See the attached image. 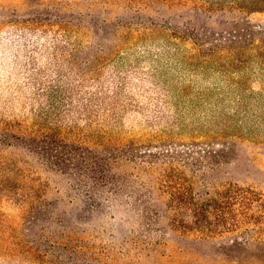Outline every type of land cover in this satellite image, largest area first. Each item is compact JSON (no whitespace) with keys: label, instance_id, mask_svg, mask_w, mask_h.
<instances>
[{"label":"rangeland","instance_id":"374dc122","mask_svg":"<svg viewBox=\"0 0 264 264\" xmlns=\"http://www.w3.org/2000/svg\"><path fill=\"white\" fill-rule=\"evenodd\" d=\"M47 132L92 143L28 160L51 218L0 188V264H264V0H0L3 167ZM167 161L227 225L147 232Z\"/></svg>","mask_w":264,"mask_h":264},{"label":"trees","instance_id":"16d2710c","mask_svg":"<svg viewBox=\"0 0 264 264\" xmlns=\"http://www.w3.org/2000/svg\"><path fill=\"white\" fill-rule=\"evenodd\" d=\"M116 129V126H113V130ZM49 138H52V134L47 132L43 138L34 140L33 142L37 140L40 141L35 145H29L27 151L28 155L26 151L22 149L24 153L21 156H18V154L14 157L11 156L10 160H6L8 168H6V164L5 167H3V159L0 160V188L11 191L21 202L23 201V206L30 215V222H38L45 217L51 218L53 216L49 214L50 210H48L46 206L38 205L37 199L35 200V197H41V193L39 189H35V185L32 183L31 179V176L37 172L34 168H31V170L27 168L28 160L31 161V156L40 160V163H44L47 168L54 170L55 167H61L62 163H68V161H72V159L75 158V156L71 155H62L63 152L66 153V147L64 149L61 145L62 143L71 144L76 148V151L82 150L84 152H86V150L82 148L83 145H91L92 143L90 140L86 142L87 140H85V138H79V140L73 138L67 140L56 139L53 141L47 140ZM113 142L114 140H110L107 144L111 145ZM10 147L9 152L14 154L15 151H19L18 147L24 146L21 143L15 142L12 143ZM112 159H114V156H111L110 160ZM95 163L96 162L92 160L91 167H94ZM163 163H159L158 165L161 166ZM173 163L174 162L167 161L165 166L154 174L152 180H154L156 184H161L163 190H166V187H172V189H170V195L172 197L178 196L183 201H178L175 205H168V211L165 215L159 208L157 213L153 216L151 224L147 225L149 228L147 232L154 231V226L152 224L157 222L161 223L165 219H169V223H173L177 228L187 231L195 228L211 231L217 230L221 225H227L228 220L233 217V207H230L231 203H229L231 197L230 189L232 188L227 186L220 194L211 193L209 195H204L190 185H184L182 187L178 184L180 169ZM71 164L76 165L75 162ZM230 213H232V216H230ZM73 250H75L74 247Z\"/></svg>","mask_w":264,"mask_h":264}]
</instances>
